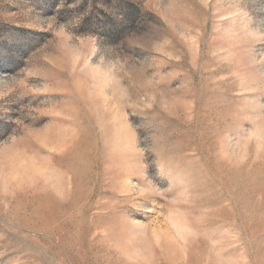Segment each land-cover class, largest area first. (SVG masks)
Returning a JSON list of instances; mask_svg holds the SVG:
<instances>
[{"label": "rangeland", "instance_id": "obj_1", "mask_svg": "<svg viewBox=\"0 0 264 264\" xmlns=\"http://www.w3.org/2000/svg\"><path fill=\"white\" fill-rule=\"evenodd\" d=\"M0 264H264V0H0Z\"/></svg>", "mask_w": 264, "mask_h": 264}, {"label": "trees", "instance_id": "obj_2", "mask_svg": "<svg viewBox=\"0 0 264 264\" xmlns=\"http://www.w3.org/2000/svg\"><path fill=\"white\" fill-rule=\"evenodd\" d=\"M127 12H130V13H134L136 11H139L138 8H135L133 6V4H130V5H127ZM122 22L123 20H120L119 23H116L115 21H107L105 23V25L103 26L105 32H107V34L110 36V37H114V36H117L120 32H121V29H122Z\"/></svg>", "mask_w": 264, "mask_h": 264}, {"label": "bare ground", "instance_id": "obj_3", "mask_svg": "<svg viewBox=\"0 0 264 264\" xmlns=\"http://www.w3.org/2000/svg\"><path fill=\"white\" fill-rule=\"evenodd\" d=\"M16 152V151H15Z\"/></svg>", "mask_w": 264, "mask_h": 264}]
</instances>
